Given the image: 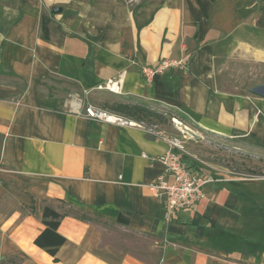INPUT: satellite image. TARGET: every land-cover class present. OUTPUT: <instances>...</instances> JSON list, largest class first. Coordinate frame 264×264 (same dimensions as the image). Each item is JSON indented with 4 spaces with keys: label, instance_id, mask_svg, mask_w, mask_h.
I'll use <instances>...</instances> for the list:
<instances>
[{
    "label": "crops",
    "instance_id": "obj_1",
    "mask_svg": "<svg viewBox=\"0 0 264 264\" xmlns=\"http://www.w3.org/2000/svg\"><path fill=\"white\" fill-rule=\"evenodd\" d=\"M214 1L0 0V264H264V178L195 169L203 196L168 214L149 185L171 138L66 107L108 90L264 151V98L218 85ZM163 59L182 63L146 81ZM43 206L89 214L61 218L55 255Z\"/></svg>",
    "mask_w": 264,
    "mask_h": 264
},
{
    "label": "rangeland",
    "instance_id": "obj_2",
    "mask_svg": "<svg viewBox=\"0 0 264 264\" xmlns=\"http://www.w3.org/2000/svg\"><path fill=\"white\" fill-rule=\"evenodd\" d=\"M210 21L206 41L214 48L219 87L254 97L248 89L264 83V0H215ZM78 96L84 103L105 109L104 102L117 101L108 90ZM177 119L181 124L171 119L157 129L182 145V155L191 170H204L209 176L264 178V151Z\"/></svg>",
    "mask_w": 264,
    "mask_h": 264
},
{
    "label": "built area",
    "instance_id": "obj_3",
    "mask_svg": "<svg viewBox=\"0 0 264 264\" xmlns=\"http://www.w3.org/2000/svg\"><path fill=\"white\" fill-rule=\"evenodd\" d=\"M181 63L182 60L180 59H163L156 65H143L140 69V73L144 79L149 82L164 69ZM105 87L115 91L113 87ZM85 93L87 94V91H85ZM66 107L69 111L76 113H81L83 111L82 114L92 119L120 126L135 124L144 128L150 135L163 134L157 129V124L137 122L99 106L92 105L91 103L85 104L77 94H71L66 102ZM171 119L175 124H181L177 116H173ZM169 143L172 148L158 155L156 159L163 164L165 173L171 175L172 178L171 180H167L164 174H160L149 185L155 196L163 197L164 207L168 214L180 208H194L203 196V186L208 181L207 178H203L196 174L186 164L181 152L183 147L177 140L169 139ZM1 168L2 165L0 164V169Z\"/></svg>",
    "mask_w": 264,
    "mask_h": 264
},
{
    "label": "trees",
    "instance_id": "obj_4",
    "mask_svg": "<svg viewBox=\"0 0 264 264\" xmlns=\"http://www.w3.org/2000/svg\"><path fill=\"white\" fill-rule=\"evenodd\" d=\"M103 105L108 108L106 110L110 112L122 115L137 122H144L146 124H157L158 126L167 124L171 121L173 116H177L185 121V118L176 112L158 111L140 102L129 103L114 101L112 103L104 102ZM65 214L72 215L80 219L89 218V214L87 212L79 209L68 208L65 211H60L52 209L48 206H43L42 223L44 227L35 237L34 244L44 249L50 255H55L58 247L64 242V237L58 232V226L61 218Z\"/></svg>",
    "mask_w": 264,
    "mask_h": 264
},
{
    "label": "water",
    "instance_id": "obj_5",
    "mask_svg": "<svg viewBox=\"0 0 264 264\" xmlns=\"http://www.w3.org/2000/svg\"><path fill=\"white\" fill-rule=\"evenodd\" d=\"M61 8L57 6L52 7V12L57 13L60 12ZM249 92L255 96L264 98V83H258L253 86H251L249 89Z\"/></svg>",
    "mask_w": 264,
    "mask_h": 264
}]
</instances>
